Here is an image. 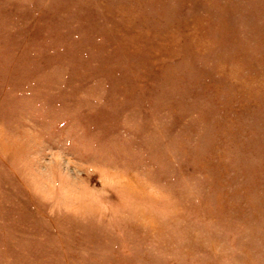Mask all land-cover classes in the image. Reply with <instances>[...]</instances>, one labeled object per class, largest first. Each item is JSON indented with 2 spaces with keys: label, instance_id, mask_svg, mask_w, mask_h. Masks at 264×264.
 <instances>
[{
  "label": "rangeland",
  "instance_id": "obj_1",
  "mask_svg": "<svg viewBox=\"0 0 264 264\" xmlns=\"http://www.w3.org/2000/svg\"><path fill=\"white\" fill-rule=\"evenodd\" d=\"M0 264H264V0H0Z\"/></svg>",
  "mask_w": 264,
  "mask_h": 264
}]
</instances>
